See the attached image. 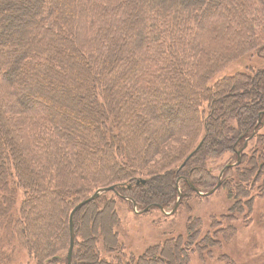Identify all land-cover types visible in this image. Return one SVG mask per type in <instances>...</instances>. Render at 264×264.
Returning a JSON list of instances; mask_svg holds the SVG:
<instances>
[{
  "label": "trees",
  "instance_id": "trees-1",
  "mask_svg": "<svg viewBox=\"0 0 264 264\" xmlns=\"http://www.w3.org/2000/svg\"><path fill=\"white\" fill-rule=\"evenodd\" d=\"M23 5L0 0V11L12 13H0V232L12 229L36 263L70 264L71 214L96 191L114 187L107 193L135 211L175 207L178 180L211 188L206 160L229 151L241 157L247 142L262 139L254 131L264 116V64L252 75L245 65L216 76L257 50L264 59V0H34L16 9ZM23 18L28 32L23 27L13 44L5 32ZM65 73L63 93L52 79ZM57 97L89 112L79 120ZM249 157L235 167L233 198L247 196L244 183L264 173V159ZM193 158L196 165L175 169ZM107 193L74 216L72 264H114L102 258L101 243L106 256L125 254ZM104 214L111 219L95 216ZM43 224L56 233L41 236ZM200 225L194 220L186 239L151 247L130 264H188L201 249ZM202 242L220 244L210 234Z\"/></svg>",
  "mask_w": 264,
  "mask_h": 264
},
{
  "label": "rangeland",
  "instance_id": "rangeland-1",
  "mask_svg": "<svg viewBox=\"0 0 264 264\" xmlns=\"http://www.w3.org/2000/svg\"><path fill=\"white\" fill-rule=\"evenodd\" d=\"M22 1L24 5L22 7L18 6L16 9H30L29 4L33 3L34 0ZM0 13L2 16H5L11 13V11H0ZM258 18L261 19L260 16H258ZM23 27H26V32H28L29 25L25 24L24 18L21 20V23L11 25L7 28V32L5 33H7V36H11L13 44L18 41L16 39L17 37H14L15 34H25V31L22 29ZM27 43H29V41ZM258 52L259 50L252 53L251 56L246 55V57L242 60L229 64L220 74L216 76V78L225 75L232 76L235 75L236 72H242L245 65H248L249 68H251L252 71H249L248 74L252 75L254 68H260L262 64H264V59L259 56ZM67 71L68 69H66V73ZM66 73L62 74L60 77H53L52 79L53 83L58 85V88H60L63 93L70 85L65 81L66 76L70 75H66ZM79 79L80 78H77L78 81ZM53 83L52 85H54ZM46 85L47 83H44L45 88H47ZM41 94L42 93L39 95ZM84 94L85 92L83 95ZM232 97H234L231 99L232 101L235 99L239 100V96ZM74 98L75 97L73 95H70L69 100L74 104H77ZM56 102L59 106L65 105L64 110L66 113L77 116L78 119L84 118V113L82 112L84 110L83 108H79L77 112H75L73 110L74 108L70 107L62 97H57ZM74 104L73 106H75ZM238 105L240 106L238 107L239 111L245 110L242 108L241 103H238ZM90 117L92 120H96L97 116L95 111L94 114L92 112ZM232 125L233 127H238L237 122L232 123ZM224 131L225 133L227 131L226 125L223 130L221 129V132ZM254 132H256V136L258 135L259 138L262 137L264 140V116L259 119L258 126ZM204 135V131L201 135H198V139L191 144L188 154L192 151L193 152L191 154H195L198 147L200 146L201 148ZM262 139L257 140L255 137L251 141L247 142L245 146L239 150L241 157H237L236 154L229 151L222 153L220 156L218 154H213L214 156L212 159L206 160V164L208 166L207 168L210 169L211 174L215 177V184L211 188L206 186L201 187V192L203 194L208 193L217 186L220 180L223 183V185H221L211 196H201L195 193L194 190H192V192L185 186L187 179L184 177H182L181 180H178L177 186L179 187V192L176 203L179 201L178 203L180 206L175 213H173V205L169 208H164L163 210L159 207H154L151 211L143 214L141 212L144 209H138L135 211L134 207H131L127 201L119 198L114 193H107V198L115 199L116 201V212L121 225L119 229H117L116 233H119L118 237L121 244L124 246L123 253L125 254L124 256H106V251H104V247L101 243L99 247L103 253L102 258L109 260V262L113 260L112 263L114 264H116L117 259L120 264H130L134 258L139 259V257L151 247L163 245L166 241L176 239L180 236L186 239L189 234L188 226L196 220L201 223L197 233V238L201 240V249L199 247V253L191 255V259L188 264H264V173L261 174L260 170L258 173L252 175L253 178L249 184L244 183L242 188L245 193H248L249 191L247 196L237 195L236 198H233L232 195V192H234V194L235 192H238L235 190V183L238 182L235 167H242V155L247 156L249 154V159L251 160L253 157L257 159H264V144L261 142ZM194 161L195 158H193L190 162L184 159L183 162L177 165V168L175 169L184 168V171L188 168L190 163L196 165ZM155 163L156 164H153V166L157 170L161 166H158L157 162ZM185 163L188 165H185ZM233 164L234 168H231L232 172L227 173L226 170L223 174V170L227 166H231ZM247 167V163H245L243 168ZM159 175L166 177L165 175H167V173L163 172L159 173ZM141 178L146 179L145 177ZM200 178V175L196 178L198 184L201 183ZM256 180L259 183L255 187ZM192 186L195 187L194 184ZM161 189L164 188L161 187ZM180 196L182 197L181 199H179ZM22 200V195L19 194L17 196V213L20 210ZM95 216L98 219H111L108 214ZM46 225L47 224H43L45 230L44 233L42 232L41 236L47 239L51 234L54 235L56 230H52L51 227L49 228L48 225ZM48 231L50 234H48ZM222 231H226L228 233L222 234ZM209 234L220 244H213L207 249L205 243L202 242V239ZM91 235L92 234H90V236ZM0 236V264H38L34 261V258L28 255L27 251L19 244L18 238L13 233L12 229L8 232L2 230L0 232Z\"/></svg>",
  "mask_w": 264,
  "mask_h": 264
},
{
  "label": "water",
  "instance_id": "water-1",
  "mask_svg": "<svg viewBox=\"0 0 264 264\" xmlns=\"http://www.w3.org/2000/svg\"><path fill=\"white\" fill-rule=\"evenodd\" d=\"M193 154H194V153H193ZM193 154H191V156H192ZM191 156H190V157H191ZM233 166H234V164L231 165V166H227V167L223 170V174H224V172H225L226 170L232 168ZM223 174H222V175H223ZM222 175H221V177H222ZM142 182L145 183L144 180H142ZM187 183L190 185V187H191L194 191H196L197 194H199V195H201V196H207V197L213 195V194L218 190V188L222 185V181L220 180V182H218L217 186H216L214 189H212V190L209 191L208 193L203 194V193L201 192V190H199L197 187L192 186L193 184H192L190 181H188V179H187ZM112 190H114V187H109V188L100 189V190L96 191V192H95L90 198H88V199L82 201L81 203H79V204L76 206V208L73 210V212H72V214H71V220H70V226H71V244H70V248H69V261H70V264H72L71 260H72V255H73V251H74V246H75L74 216H75L76 212H77L78 210H80L81 208H83L84 206H86L87 204H89L90 202H92V201H94L95 199L99 198V197L101 196V194H103V193H107L108 191H112ZM178 192H179V190H178ZM181 198H182V197L180 196L179 199H181ZM134 205H135V208H137V205H136V204H134ZM154 207H159V208H161L162 210L164 209L163 207L158 206V205H150L149 207H147L146 209H144L141 213L145 214V213H147L150 209H152V208H154ZM178 207H179V203L177 202V204H176V208L173 210V213L176 212V210L178 209Z\"/></svg>",
  "mask_w": 264,
  "mask_h": 264
},
{
  "label": "flooded vegetation",
  "instance_id": "flooded-vegetation-1",
  "mask_svg": "<svg viewBox=\"0 0 264 264\" xmlns=\"http://www.w3.org/2000/svg\"><path fill=\"white\" fill-rule=\"evenodd\" d=\"M193 190V189H192ZM195 193H196V191H194ZM179 202V201H178ZM177 204V203H176ZM179 206H180V204H179ZM176 208V205H175V207H174V209ZM179 208V207H178ZM149 211H151V209L149 210ZM148 211V212H149ZM177 211V210H176ZM175 213V212H174Z\"/></svg>",
  "mask_w": 264,
  "mask_h": 264
}]
</instances>
